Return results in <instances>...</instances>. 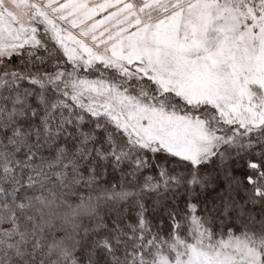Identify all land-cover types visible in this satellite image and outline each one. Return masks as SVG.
<instances>
[{
	"label": "snow or ice",
	"instance_id": "6c2138e0",
	"mask_svg": "<svg viewBox=\"0 0 264 264\" xmlns=\"http://www.w3.org/2000/svg\"><path fill=\"white\" fill-rule=\"evenodd\" d=\"M0 264H264V0H0Z\"/></svg>",
	"mask_w": 264,
	"mask_h": 264
}]
</instances>
